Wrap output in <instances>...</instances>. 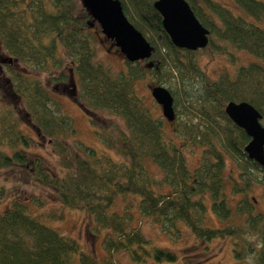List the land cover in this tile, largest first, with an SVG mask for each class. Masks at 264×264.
<instances>
[{"label": "trees", "instance_id": "16d2710c", "mask_svg": "<svg viewBox=\"0 0 264 264\" xmlns=\"http://www.w3.org/2000/svg\"><path fill=\"white\" fill-rule=\"evenodd\" d=\"M44 1L0 0V80L14 102L9 105L0 97V173L22 171L32 183L20 186L47 190L19 193L0 213V264H101L76 239L34 213L33 207H45L50 197L69 209H85L98 227L112 232L104 243L109 253L125 251L141 263L176 262L178 256L152 245L132 225L133 207L173 239L181 238L185 225L202 241L235 238L244 249L254 244L245 237L251 233L264 247V214L255 211L248 196L259 176L264 181V165L248 156L245 146L250 137L225 111L230 101H246L264 118V30L214 0H187L210 29L204 50L215 49L234 59L231 47L258 59L238 67L234 76L210 80L198 65L196 52L171 41L155 0H121L125 14L154 51L144 60L151 64L148 68L142 61H127V70L114 74L95 61L97 40L90 13L81 16L74 0H51L52 11ZM234 2L264 20L263 1ZM147 73L160 81L172 78L179 86L168 88L176 112L184 116L174 133L166 128L171 121L154 117L135 92V81ZM63 96H77L110 152H99L77 137ZM40 140L51 146L62 173L31 154L29 148ZM194 145L204 149L200 166L192 169L184 150ZM224 152L236 158L243 180L233 179L232 193L244 194L235 209L225 190ZM150 162L163 173L160 180L151 174ZM6 181L0 175L1 199L13 195ZM165 187L171 192L162 190ZM119 198L128 201L124 211L114 209ZM209 200L226 225L205 224ZM234 215H246L244 224H231ZM49 217L62 219L57 213ZM234 251L243 257L236 247ZM256 259L264 264V248L257 250ZM102 264L117 263L109 258Z\"/></svg>", "mask_w": 264, "mask_h": 264}, {"label": "rangeland", "instance_id": "374dc122", "mask_svg": "<svg viewBox=\"0 0 264 264\" xmlns=\"http://www.w3.org/2000/svg\"><path fill=\"white\" fill-rule=\"evenodd\" d=\"M218 3L228 6L235 15L244 17L248 22L258 25L264 30V20L258 21L252 15H250L246 10L238 6L234 0H214ZM264 2V0H261ZM77 5L78 13L82 16L88 11L83 5V0H74ZM45 6L49 11L55 10L51 0L44 1ZM87 11V12H86ZM218 20L217 17H215ZM93 32L96 35L95 46L96 55L95 61L104 64L108 67L114 74L119 73L122 70H127V58L125 54L115 45V43L106 37L102 32L101 26L93 18H91ZM221 43L218 40H215ZM230 51L234 54V59L228 54H220L215 49H198L196 50V59L201 70L210 80H217L222 75L228 74L229 76H234L236 69L241 65H247L250 62L258 61L252 54L244 51L238 50L236 48H231ZM149 59V58H148ZM147 60V59H145ZM142 61L144 67H149L151 64ZM68 70V69H67ZM44 78V76L42 75ZM46 80V78H44ZM162 85L167 88H178L179 86L174 83L172 78L160 81L153 77L150 73L143 79H139L134 83V89L136 94L143 100L146 106L150 109L154 117L165 120L166 117L163 115L162 106L156 102L152 95V87ZM5 83L0 80V97L7 104H13L12 99H9V94L5 93ZM65 91H68L66 88ZM65 107V111L70 115L74 121L75 128L77 130V137L83 141L86 145L94 147L99 152H110L105 145L102 143L100 138L96 135L94 126L91 124L86 111L77 102V96H63L60 98ZM181 108V107H180ZM184 117L176 112V118L172 122L166 123V128L169 133H174L177 128L178 120ZM264 125V118L261 120ZM36 137L34 131L30 132ZM39 140V139H38ZM203 146H188L185 148L184 153L187 155V160L189 166L192 169L200 166L202 162V151ZM29 150L34 156H39L44 160V163L52 170L62 173L58 157L47 143V141H41L33 144ZM225 156V190L227 193L228 201L235 209V204L240 199L243 198L244 194L234 195L232 193L233 189V179L238 180L241 183L243 180L240 178V168L239 163L236 158L229 153L224 152ZM151 174L158 180L163 176L157 165L150 162L148 163ZM1 178H7L6 184L9 187L10 193L6 195L3 199L0 198V213L5 212L11 205L12 197L27 191H37L47 193L46 189L43 187H31V186H20V182L27 184L32 183V178L26 175L24 172L9 169L2 171L0 173ZM167 192H171L168 187L162 188ZM26 194V193H25ZM46 197V195H43ZM248 196L256 205L255 211L257 213L264 214V181L261 180V176L258 177L257 181H254L251 190L248 192ZM130 200V199H128ZM46 206L43 208L33 207V211L37 214L40 219L55 228L59 232L68 235L76 239L84 248V250L93 254L99 263H104L107 259L114 260L117 264H257V250L264 248L259 241L257 236L251 233L245 235V237L254 242L252 246L245 245V248H241L238 243L235 244V238H225V239H213L211 241H202L197 239L192 231L185 225L182 227V235L179 239H173L170 235L165 233L163 229L155 224L151 219L144 217L137 208L133 207L134 221L132 225L138 228L145 236L151 241L152 245L168 248L176 252L178 260L176 262H155L153 260H148L147 263H141L132 259L128 252L120 251L109 253L104 246L106 239L113 235L108 229L100 228L96 224L94 217L88 213L85 209H69L62 206L54 198L50 197L46 199ZM209 203V211L207 213L206 225L211 227H222L227 223H224L221 218H219L211 208V202ZM128 201L123 198H119L115 210L124 211ZM57 213L62 216V219H53L49 217V214ZM246 220V215H237L233 217L231 224L242 225ZM236 245V246H235ZM235 247L242 252L241 258L237 257L235 254Z\"/></svg>", "mask_w": 264, "mask_h": 264}, {"label": "water", "instance_id": "95a60500", "mask_svg": "<svg viewBox=\"0 0 264 264\" xmlns=\"http://www.w3.org/2000/svg\"><path fill=\"white\" fill-rule=\"evenodd\" d=\"M83 5L100 24L106 37L114 41L128 61H141L152 56L153 45L129 20L121 0H83ZM154 6L162 15L164 29L174 45L192 51L208 46L210 29L201 23L187 0H155ZM152 95L162 106L164 117L174 121L176 110L172 92L162 85H157L152 87ZM225 111L250 137L245 146L248 156L264 165V125L261 123V112L246 101H230Z\"/></svg>", "mask_w": 264, "mask_h": 264}]
</instances>
